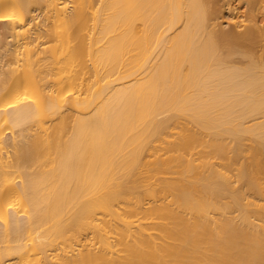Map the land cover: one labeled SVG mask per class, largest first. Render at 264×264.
Masks as SVG:
<instances>
[{
    "label": "bare ground",
    "instance_id": "obj_1",
    "mask_svg": "<svg viewBox=\"0 0 264 264\" xmlns=\"http://www.w3.org/2000/svg\"><path fill=\"white\" fill-rule=\"evenodd\" d=\"M214 1L0 0V264H264V25Z\"/></svg>",
    "mask_w": 264,
    "mask_h": 264
},
{
    "label": "rangeland",
    "instance_id": "obj_2",
    "mask_svg": "<svg viewBox=\"0 0 264 264\" xmlns=\"http://www.w3.org/2000/svg\"><path fill=\"white\" fill-rule=\"evenodd\" d=\"M244 1H246V0H236V2H235V0H226V2H230L229 4L231 5V6H234V5H236V6H238V7H243V8H241V10H243L244 12H246L247 14H248V12H250V14L251 13H253V17H258L259 19V21H263L262 23H263V25H264V7H263V4H264V0H257V1H255L254 3H256V4H253V5H256L255 7H253V5L252 6H250V5H248L247 4V6H246V2H244ZM261 1L263 2V3H261ZM218 3V5L220 6V7H223L222 5H224L226 2L224 1V0H215L214 1V3ZM224 2V3H223ZM227 3V5H225V6H228L229 4ZM232 3V4H231ZM244 3V4H243ZM221 4V5H220ZM229 5V6H230ZM219 6H217V8L219 7ZM224 6V7H225ZM230 6V7H231ZM249 6V7H248ZM262 6V7H261ZM246 7H248V8H246ZM225 8H227V7H225ZM250 8V9H249ZM260 8V9H259ZM224 9V8H223ZM245 9H246V11H245ZM258 9V10H257ZM262 9V10H261ZM220 10H222V8H220ZM225 11V10H224ZM224 11H221L222 13H224ZM248 11V12H247ZM222 13H220V14H222ZM250 14H248V15H250ZM263 15V16H262ZM221 16V15H220ZM252 16V15H251ZM221 19H223L222 17L218 20V23H221V22H223L225 19H223V21L221 20ZM256 19V18H255ZM253 23V22H252ZM251 23V24H252ZM230 24H232V22L230 23ZM228 25V24H226L225 25V28H228L229 26H232V25ZM247 24H249L250 25V23L248 22ZM10 41H14L15 39L13 38V37H11L10 39H9Z\"/></svg>",
    "mask_w": 264,
    "mask_h": 264
}]
</instances>
